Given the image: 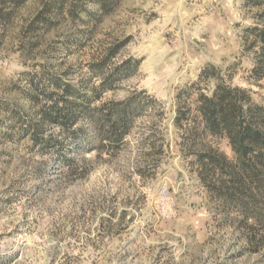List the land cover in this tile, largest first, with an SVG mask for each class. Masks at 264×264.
I'll return each instance as SVG.
<instances>
[{
	"label": "rangeland",
	"instance_id": "374dc122",
	"mask_svg": "<svg viewBox=\"0 0 264 264\" xmlns=\"http://www.w3.org/2000/svg\"><path fill=\"white\" fill-rule=\"evenodd\" d=\"M217 83L264 107V0H0V264H264V155L195 119ZM66 84L137 107L118 145L81 116L72 167Z\"/></svg>",
	"mask_w": 264,
	"mask_h": 264
},
{
	"label": "trees",
	"instance_id": "16d2710c",
	"mask_svg": "<svg viewBox=\"0 0 264 264\" xmlns=\"http://www.w3.org/2000/svg\"><path fill=\"white\" fill-rule=\"evenodd\" d=\"M116 52L117 49H114L112 54ZM207 70L205 68L203 74H207L210 77L211 74ZM48 96L51 97L52 93ZM78 96L80 95L77 90L71 84H66L62 96L63 106L59 107V103L56 102L43 113L44 120L59 124L70 136L72 142L65 148V153L60 157L61 162L71 167L76 164V160L75 155H70L69 152H71L72 148L78 151V144L85 139L82 126L76 127L75 130H72V128L78 124L81 116L93 117L94 112L102 109L101 107H92L90 105L91 100H80ZM178 98L180 104V94ZM198 100L200 104L196 109L199 111V115H196L195 119L197 120L201 117V122L205 124L206 130H209L214 135L226 133L242 164L245 163L251 152H256L257 150V156L262 157L264 155V146H257L258 142L263 141L264 143V131L261 128V125H264V107L259 105L253 106L244 88L217 83L211 94L200 92ZM129 101L130 99L128 98L123 102L114 103L113 109H110L107 119H104L103 115L93 117L95 126L99 130H101L105 123L109 124L110 131L106 138H108L112 145H118L122 142L124 135L128 132L131 125L132 114L137 110V107H134L131 103L128 104ZM123 103L125 104L121 105ZM190 110L191 108L188 105L185 110H182V107H178L175 122L178 124ZM113 115H115L114 121L110 119ZM38 134L39 127L35 132L36 138ZM194 138L196 137L189 139L194 141ZM55 140L49 138L50 143ZM196 153L198 160L204 164H214L222 159L215 151L209 148L200 149Z\"/></svg>",
	"mask_w": 264,
	"mask_h": 264
}]
</instances>
